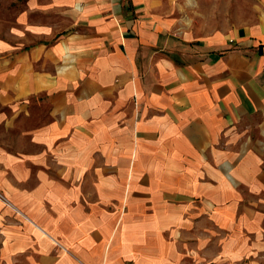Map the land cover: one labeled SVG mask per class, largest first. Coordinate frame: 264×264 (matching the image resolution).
<instances>
[{
    "label": "crops",
    "instance_id": "1",
    "mask_svg": "<svg viewBox=\"0 0 264 264\" xmlns=\"http://www.w3.org/2000/svg\"><path fill=\"white\" fill-rule=\"evenodd\" d=\"M163 14L154 0H30L22 37L0 40L2 105L52 102L46 128L23 135L41 149L23 151L21 176L0 154V264H207V230H192L208 217L221 234L213 264H264L249 228L264 215L237 217L238 188L218 175L229 159L249 189L264 185V19L228 47L176 44L179 19ZM63 15L71 30L57 38ZM246 123L261 145L222 148Z\"/></svg>",
    "mask_w": 264,
    "mask_h": 264
},
{
    "label": "rangeland",
    "instance_id": "2",
    "mask_svg": "<svg viewBox=\"0 0 264 264\" xmlns=\"http://www.w3.org/2000/svg\"><path fill=\"white\" fill-rule=\"evenodd\" d=\"M30 0H0V40L4 42L13 43L14 40L12 35L15 38L22 37L23 35V25L21 19V13L23 12L25 6L29 4ZM42 2H48V0H40ZM154 3L165 12L163 16L169 18L171 16H176L179 21H176L174 28L169 30V34L174 42L177 44L178 41L181 43L184 39H191L196 42L199 39H207L218 37L222 39L223 45L226 43L228 47H234L237 45L238 39L241 42H244L248 39L250 30L254 27H257L262 20L264 19V0H154ZM174 10H177L178 13H170ZM162 14H160L161 16ZM37 17V16H36ZM44 17V16H43ZM48 17V15L46 16ZM31 20H34L31 18ZM38 22V21H36ZM49 22V20H48ZM52 24L56 22V33L57 38H59L64 30L70 29V19L67 15H63L62 18L50 21ZM43 41L45 44H54L56 39ZM189 38V39H188ZM64 39V38H62ZM61 39V40H62ZM251 40V39H250ZM32 43H40L39 40H31ZM194 42H191L194 44ZM34 45V44H32ZM179 51L182 48V45L173 46ZM56 65L52 62H47L44 65V70L53 72ZM41 68V67H40ZM1 69V68H0ZM9 100V97L3 99V102ZM52 102L48 97H38L31 98L28 101L20 100L12 104H3L0 101V154L4 157H11V160H14L15 171L19 172L20 176L22 175V155L24 150H30L32 159L37 156L36 153L41 148L31 143L27 137L23 135H29L30 133L34 134L38 131H42L46 128V125L50 122L49 108L51 109ZM249 121V118H248ZM252 121H256L253 120ZM252 128L256 131V127H251V125H243L238 127L237 132L239 136L237 137V142L235 144H226L227 138L221 142L222 148H234V149H249L256 148L261 143L258 141H248L247 139L253 137L249 129ZM31 134V135H32ZM250 136V137H249ZM37 144V143H36ZM258 145V146H257ZM264 152V150H263ZM242 157L236 158L232 161L237 162ZM5 161L4 159H1ZM229 159L226 164L230 165ZM222 163L220 166L225 172L222 174V171L218 173L219 177L226 179L230 184L235 185L238 189L236 194L233 196L239 198L240 204H235V209L237 210V217H241L245 214H254L255 212L264 215V205L262 199L264 198V185L262 182L256 181L255 184H259L255 189H249L248 184L242 181L244 173H241L239 178L233 176L231 169ZM0 168L5 169V166L0 162ZM215 175V171L211 169L207 173L208 177ZM260 177L264 180V173H260ZM260 179V178H259ZM261 186V187H260ZM263 188V189H262ZM0 196H4L0 192ZM198 198V197H197ZM209 202V199L207 198ZM210 205L209 203H207ZM204 206L196 202L190 213L199 214ZM211 207V206H210ZM209 211V210H208ZM197 228L192 230L193 233H198L197 235L203 232V229L207 230V245L206 249H202L206 252L208 263L213 264V256H215L220 249V246L215 244L220 242L221 234L217 233L218 228L215 225V222L209 217L206 221L201 222L200 226L196 222ZM262 228L258 226H250L249 228L260 229L263 233L261 236L260 244L256 242L255 248L261 247L264 244V220L261 224ZM248 225L244 223V228H247ZM200 229V231H198ZM217 230V231H216ZM196 235V236H197ZM195 236V237H196ZM193 237V234H190V240L194 242V246H198L197 239ZM198 238V237H197ZM193 246V247H194ZM203 253V252H202ZM204 254V253H203ZM197 257L190 254L186 258L185 264H202L196 259ZM264 258V256H261ZM241 262V261H239ZM256 264V263H255Z\"/></svg>",
    "mask_w": 264,
    "mask_h": 264
}]
</instances>
